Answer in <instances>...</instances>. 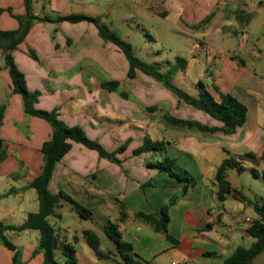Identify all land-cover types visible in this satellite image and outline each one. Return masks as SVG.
Segmentation results:
<instances>
[{
  "label": "crops",
  "instance_id": "crops-1",
  "mask_svg": "<svg viewBox=\"0 0 264 264\" xmlns=\"http://www.w3.org/2000/svg\"><path fill=\"white\" fill-rule=\"evenodd\" d=\"M128 1L131 4L123 5L120 0H32L36 19L25 40L12 52L28 90L40 92L36 109L56 110L62 122L82 127L90 139L100 142L110 153L127 144L116 155L121 163H116L70 141L72 148L56 164L49 189L54 194L65 192L71 196L93 212V219L82 218L66 203H61L57 215L50 217L58 220L61 241L75 242L80 264H125L104 232L109 222L119 223L124 240L133 245L135 264H223L239 246L249 247L255 242L248 228L260 219L254 204L264 203L263 198L249 200L244 187L234 185L230 175L232 193L221 202L215 180L226 158L243 166L230 170L250 171L255 177H259L257 168L264 170V0ZM239 11L242 18L252 16L247 25L240 24L236 16ZM26 13L25 0H0V31L17 30V17ZM69 15L96 18L119 37L126 28L132 33L145 32L155 44L158 39L149 34L150 28L155 29L150 23L161 24L164 36H185L183 42L191 47L189 56L171 57L158 51L147 62L167 71L179 59L185 60L173 83L182 90L191 84L196 98L199 82L205 83L216 99H220L217 89L233 95L248 107L246 124L233 135L169 124L165 115L210 127L222 126L209 114L181 101L152 76L137 70L130 78L125 53L106 42L93 22L42 20ZM126 35L122 39L134 46L131 36ZM160 44L172 52L166 37ZM136 49L134 46L137 56ZM192 72H197V80L191 78ZM114 81L119 83L116 91L104 88V83ZM2 106L5 111L0 138L6 158L0 164V187L10 188L0 190V223L19 226L40 209L37 191L30 184L42 174V146L52 138L53 130L46 120L24 112L22 96L14 91L0 49ZM146 139L164 142L167 154L197 178V185L186 196H181L184 182L148 165L162 156L154 152L135 154ZM11 196L18 197L20 204L6 203ZM174 197L177 200L170 208L169 233L178 244L134 218L136 213L159 214ZM121 203L129 214L125 222L119 220ZM66 207L80 220L92 222L91 226L73 227L65 220ZM85 231L98 236L101 251L110 253L111 259L97 257ZM17 233L25 236L22 243L12 241L22 250L24 264H43V254L35 253L40 233L7 231L6 236L9 239L10 234ZM13 255L0 239V264H12ZM56 257L64 264L61 250ZM252 264H264V252Z\"/></svg>",
  "mask_w": 264,
  "mask_h": 264
},
{
  "label": "trees",
  "instance_id": "trees-1",
  "mask_svg": "<svg viewBox=\"0 0 264 264\" xmlns=\"http://www.w3.org/2000/svg\"><path fill=\"white\" fill-rule=\"evenodd\" d=\"M27 13L24 17H17L20 22V27L14 31H0V49L4 53L5 67L9 70L13 81L14 91L20 94L23 99L24 112L30 116L40 117L52 127V138L46 141L42 146L44 155V166L42 174L37 177L31 184L30 188H34L38 194L40 209L36 213H30L27 221L19 226L3 225L0 223V239L4 247L14 252L12 264H24L22 261V250L17 247L7 236V231L23 232L26 230H36L40 233V243L36 250V254H43V264H62L57 259V251L61 250L64 258V264H80L77 257V248L75 242L67 243L61 241L58 231L52 226L49 221L50 216H56V208L61 203L68 204L73 211L84 219H93V212L65 192L54 194L49 189V183L52 178L56 164L71 150L74 141L81 143L89 149L98 151L102 158L111 159L116 163L121 161L116 157L117 153L125 150L127 144L122 145L116 152H108L103 145L90 139L84 129L80 126L70 127L58 118L56 110L43 111L38 110L35 104L38 100L40 92H30L26 85L25 75L18 69L14 62L12 52L25 40L36 17L33 14L32 0H25ZM242 12H236V16L240 24L247 25L252 16L247 15L241 17ZM45 21H69L72 23L81 22L84 20L93 22L99 29L100 36L106 42H112L117 45L126 55L130 63L129 77L134 78L136 71L140 70L143 73L152 76L157 81L161 82L170 91L178 96V98L193 106L194 108L209 114L211 117L222 123V126L210 127L198 121L179 119L171 115H165L164 119L171 125L176 127H184L189 129H197L207 133H222L224 135H233L239 128H242L247 121L248 107L239 99L229 93H222L217 89L220 99H216L207 85L199 82L197 85L199 97L196 98L173 83L175 74L185 66L186 61L179 59L176 65L171 66L167 71H162L155 63H148L135 55L134 46L123 40L116 33L110 31L107 27L100 24L96 18L87 17L84 15H69L59 17L56 20L49 18L42 19ZM209 20V19H208ZM207 20V21H208ZM206 21V22H207ZM32 56L36 58L34 52ZM104 88L110 91H116L119 88L118 82H108L103 84ZM153 110V109H150ZM5 107H0V126L2 124ZM143 152H154L162 156L148 162V165L157 168L160 171L167 172L171 177L184 182V189L181 196H186L191 188L197 185V178L187 169L183 168L177 160L169 156L166 152L164 142H153L146 139L144 145L135 151L136 155ZM254 157L253 155H250ZM6 158L4 142L0 138V164ZM264 161V152L261 155ZM238 167L243 169V166L232 158H226L217 169L216 183L218 186L217 195L221 202H225L227 197L232 193V187L228 180V173L231 168ZM177 197L166 203L159 214L136 213L134 218L147 222L152 225L158 232L165 234L170 241L178 244L169 233L170 224V208L176 203ZM256 213L260 219L253 221L249 226L248 232L255 238V242L249 246H239L233 254L227 258L223 264H252L254 259L264 252V203L256 202L254 204ZM129 218L125 206L120 204V222H125ZM104 232L107 237L112 240L117 249V254L125 264H135L133 256H136L133 245L126 242L123 238L119 223L109 222L104 227ZM87 243L94 250L97 257L100 259H111L110 253H104L100 249V239L92 231H85Z\"/></svg>",
  "mask_w": 264,
  "mask_h": 264
},
{
  "label": "rangeland",
  "instance_id": "rangeland-1",
  "mask_svg": "<svg viewBox=\"0 0 264 264\" xmlns=\"http://www.w3.org/2000/svg\"><path fill=\"white\" fill-rule=\"evenodd\" d=\"M120 1L123 5L131 4V2H129L128 0H120ZM150 24H152L155 29L150 28L149 34H151L153 37H156L158 39L157 44L149 41L145 32L142 31L132 33L131 30L126 28V32L122 31L121 33V36L123 38L127 36L126 34H129L131 36L132 38L131 40H133L134 42L133 44H135L134 46L138 48L136 49V54L140 59L146 62L152 60L151 58L156 57L158 51L168 53L171 57L177 56V54L182 56V58H186L187 56H189L191 47L183 42L185 36L178 37L177 34L164 36L161 33V27H160L161 24L159 23H150ZM157 27H158V32L156 30ZM165 37L167 38L168 43H170L172 46L171 47L172 52L169 51V49L164 50V48L160 44L161 38H165ZM191 78L197 80L198 78L197 72H192ZM183 88L184 90H186L187 93L194 96L195 87H193L191 84H187ZM170 129H174V128H170ZM179 129L182 130L181 128H175V131H180ZM244 165L246 167L250 166L249 163H245ZM257 169H258L259 177H255L250 171L243 172V171H239L238 169H233L230 170L229 172V175L231 177V182L234 185L237 183L242 185L249 200H256L257 198L264 199V170L261 168H257ZM6 188L9 189L10 187H5V188L0 187V190H6ZM5 201L6 203L20 204L19 199L16 196H11ZM64 211H65L64 212L65 220L69 222L73 227L79 229L82 226H91L92 222L86 220H80V217L75 212H71L67 207L64 209ZM49 220L50 223L54 226V228H56V230L59 232V228H58L59 223H56L58 220H56L54 217H50ZM17 222H21L20 219H18ZM24 237H25L24 234H18V233L9 235V239L11 241L18 243H22L24 241ZM102 239L105 241L107 237L103 234Z\"/></svg>",
  "mask_w": 264,
  "mask_h": 264
},
{
  "label": "built area",
  "instance_id": "built-area-1",
  "mask_svg": "<svg viewBox=\"0 0 264 264\" xmlns=\"http://www.w3.org/2000/svg\"><path fill=\"white\" fill-rule=\"evenodd\" d=\"M248 221H250V220H248Z\"/></svg>",
  "mask_w": 264,
  "mask_h": 264
}]
</instances>
